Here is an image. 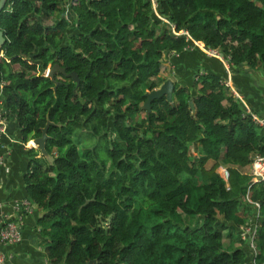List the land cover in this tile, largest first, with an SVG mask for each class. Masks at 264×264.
I'll return each mask as SVG.
<instances>
[{"label":"trees","instance_id":"16d2710c","mask_svg":"<svg viewBox=\"0 0 264 264\" xmlns=\"http://www.w3.org/2000/svg\"><path fill=\"white\" fill-rule=\"evenodd\" d=\"M155 2L7 0L0 12L7 110L23 142L51 122L47 156L29 149L24 176L46 261L264 264V179L242 171L264 156V129L244 103L204 71L143 108L163 55L195 43L264 72V0ZM55 63L79 84L42 74ZM82 130L96 139L84 153ZM255 202L253 258L246 240L230 242Z\"/></svg>","mask_w":264,"mask_h":264},{"label":"crops","instance_id":"0c3cea01","mask_svg":"<svg viewBox=\"0 0 264 264\" xmlns=\"http://www.w3.org/2000/svg\"><path fill=\"white\" fill-rule=\"evenodd\" d=\"M66 10L68 11V6ZM0 56H2L1 52ZM224 61L223 55L221 57L208 55L196 45L190 46L189 50L183 53H166L162 58L159 85L165 79H170L173 83L190 88L198 72H211L217 74L223 81H229L231 83L229 90H235L241 96L244 105L264 117V72L246 65L239 67L231 65L227 69ZM0 100L1 108L6 113L2 140L7 148L4 158L8 167V171L5 172L4 166L0 165L1 226L6 219L15 216V204L26 196L24 176L29 164L28 150L38 147L31 143V139L23 142L18 123L8 112L4 102L2 81H0ZM39 215L40 211L34 207L33 211L24 217L21 241L1 246L6 256L5 264H48L36 229V219Z\"/></svg>","mask_w":264,"mask_h":264},{"label":"built area","instance_id":"2783aa9c","mask_svg":"<svg viewBox=\"0 0 264 264\" xmlns=\"http://www.w3.org/2000/svg\"><path fill=\"white\" fill-rule=\"evenodd\" d=\"M152 5L153 7L156 6V2L155 0H152ZM182 34L186 35L187 37H189L188 33L186 31H182ZM190 38V37H189ZM195 45L200 48L201 50H203L204 52L214 55L212 54V52H214V49H209L206 48L205 46H203V44L201 43H195ZM190 47V46H189ZM218 56L221 55L219 52H215ZM224 56V55H223ZM224 64L225 67L228 69V67H230L232 64L229 61L230 58L227 56H224ZM223 84L225 86H227L228 88H231V84L229 81H223ZM231 94L233 95V97L239 99L242 101L241 96L238 93H235L232 91V89L230 90ZM0 104H1V100H0ZM245 112L247 114L250 115L252 121L257 124L258 126L262 127L264 129V117L260 116L259 114H257L256 112H252L250 108H248L245 105ZM6 121V113L5 111H3V109L1 108L0 105V165H3L4 168L3 170L5 172L8 171V167L5 164V158H4V153L7 152V148L5 143L2 140V133H3V129H4V124ZM251 174L255 177H257L258 179H264V156H260V155H253L252 156V162H251ZM219 171L222 175V177L227 180L228 177V172L226 170V168L224 167H220ZM247 200L249 202H251L248 197H246ZM258 207V212H259V203L255 202L253 203ZM35 204H33V202L31 200H29L28 198H23L21 199L18 203L15 204V216H13L12 218L6 219L3 224L0 226V264H5L6 263V256L4 251L2 250L1 246L3 244H12V243H18L21 241L22 239V225H23V221H24V217L31 213L34 209ZM240 231H241V238L243 240H246L247 242V246L248 248L251 250V255L254 258L256 256V246L254 244V240L253 237L255 235V224L253 226H251V228L248 230L247 233H243L242 232V226L239 227ZM252 258L253 262L254 259ZM255 264V263H254Z\"/></svg>","mask_w":264,"mask_h":264},{"label":"water","instance_id":"95a60500","mask_svg":"<svg viewBox=\"0 0 264 264\" xmlns=\"http://www.w3.org/2000/svg\"><path fill=\"white\" fill-rule=\"evenodd\" d=\"M7 0H0V12L5 7ZM5 42V37L3 35V32L0 30V48ZM60 72L64 77L71 78L76 85L79 84V78L77 77L76 73L74 71L66 72L64 67H61L59 64L55 63L51 67H49L46 70L45 76L53 78L54 73ZM57 84L58 82L55 81ZM174 90V83L170 79H165L157 88H154L152 90L145 91L144 95L146 97L143 108L147 111H150V103L153 99H158L160 97H165L167 101H172V95ZM189 105L191 109H193V103L189 102ZM51 124V122H47L46 125L41 130V136L32 139V143L38 147L41 154L47 156V153L45 151V143L48 138L47 135V128ZM94 260H90L88 264H93Z\"/></svg>","mask_w":264,"mask_h":264},{"label":"rangeland","instance_id":"374dc122","mask_svg":"<svg viewBox=\"0 0 264 264\" xmlns=\"http://www.w3.org/2000/svg\"><path fill=\"white\" fill-rule=\"evenodd\" d=\"M47 24L49 23V22H51V19L49 18V19H45L44 20ZM215 52H219L220 53V51L219 50H215L214 52H212V54H214L213 56H216L217 54L215 53ZM208 54V53H207ZM221 54V53H220ZM208 55H211V54H208ZM223 54H221V55H219L220 57L222 56ZM15 69H17V68H19V66L17 67V65H15V66H13ZM50 67V65L43 71V75H45V72H46V70L48 69ZM258 71H260V70H258ZM201 72H204V71H200L199 73H201ZM170 73V72H169ZM168 73V74H169ZM162 74H164L165 76H167V74H165V73H162ZM159 77V76H158ZM231 84V83H230ZM228 91H230V90H228ZM232 91L233 92H235L236 93V91L235 90H233L232 89ZM231 92V91H230ZM79 132V131H78ZM80 134V138H81V140H82V142L81 143H79L77 146H78V148L80 149V151L82 152V153H84V145L83 144H88V145H91L92 143H96V139L95 138H89L88 137V135L86 134V132H85V130H82V132H80L79 133ZM75 139H77V136H76V138ZM31 141V143H32V139L30 140ZM97 145H98V140H97ZM35 147V146H34ZM99 150L100 151H102V148H100L99 147ZM195 154V153H194ZM210 163L211 162H208V164L207 165H210ZM251 165V164H250ZM250 165L249 166H246L242 171L243 172H245V173H248V174H251V167H250ZM218 171H219V168H218ZM253 207L255 208V213H254V215H252L251 214V216L249 215V214H247V212H246V214L245 215H247V217H250L249 218V220L247 221V223L246 224H243V225H241L242 226V232L243 233H247L248 232V230L251 228V226H253L254 224H255V220H256V217H257V215H258V207L255 205V204H253ZM240 233H241V231H240V228H239V232H237V231H235L234 232V235H233V239L232 240H234L235 238H236V241H231L230 243H232V246H233V244H235V245H238V243H239V241L237 240V237H238V239H242L241 238V236H240ZM230 241V239H226L225 238V244H227L228 242ZM245 241V240H244ZM246 244V243H245ZM247 248H248V246H247ZM249 250V251H248ZM248 252H251V250L248 248ZM252 253V252H251Z\"/></svg>","mask_w":264,"mask_h":264}]
</instances>
